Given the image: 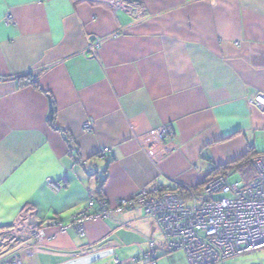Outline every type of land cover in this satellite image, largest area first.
<instances>
[{"label": "crops", "instance_id": "obj_1", "mask_svg": "<svg viewBox=\"0 0 264 264\" xmlns=\"http://www.w3.org/2000/svg\"><path fill=\"white\" fill-rule=\"evenodd\" d=\"M259 93L264 0H0V229L33 206L44 249L24 264L138 263L162 238L140 207L85 236L45 224L264 153Z\"/></svg>", "mask_w": 264, "mask_h": 264}, {"label": "built area", "instance_id": "obj_2", "mask_svg": "<svg viewBox=\"0 0 264 264\" xmlns=\"http://www.w3.org/2000/svg\"><path fill=\"white\" fill-rule=\"evenodd\" d=\"M7 22L14 23L11 15ZM99 42L92 43L95 51ZM264 111V93L250 100ZM93 122L85 124L91 131ZM168 128L159 131L161 139ZM104 155L110 150H104ZM256 176L249 182L230 183L231 174L210 179L188 198L177 190L157 186L144 188L131 198L114 205L91 195L87 207L69 223L57 219L45 225L58 226L62 232L76 231L85 236V223L110 218L140 207L147 218L155 222L162 234L161 243L148 241L144 264H157V252L164 254L184 251L188 264H224L234 258L264 250V153L253 158ZM64 181L51 183L54 189L64 187ZM45 228L28 206L9 228L0 229V259L3 264H24L22 254L33 255L44 249ZM117 263H122L116 259Z\"/></svg>", "mask_w": 264, "mask_h": 264}, {"label": "rangeland", "instance_id": "obj_3", "mask_svg": "<svg viewBox=\"0 0 264 264\" xmlns=\"http://www.w3.org/2000/svg\"><path fill=\"white\" fill-rule=\"evenodd\" d=\"M229 181L230 183H235V182H242L243 179L240 174H232L229 178ZM160 239L162 240L161 237ZM160 239L159 238L156 239V241H158V244L161 243ZM162 254L164 253H162L161 251L157 252V257H159L157 260V264H188L184 251L179 250V251L172 252L168 255H162ZM143 256L144 255L141 256V260ZM113 260L114 259L112 257V258L105 260V262L103 260V262L105 264H114ZM141 260L136 261L138 263H134V264H141ZM120 264H123V263H120ZM224 264H264V250H260L257 252L239 256Z\"/></svg>", "mask_w": 264, "mask_h": 264}, {"label": "trees", "instance_id": "obj_4", "mask_svg": "<svg viewBox=\"0 0 264 264\" xmlns=\"http://www.w3.org/2000/svg\"><path fill=\"white\" fill-rule=\"evenodd\" d=\"M37 84V83H34ZM260 153H255L254 151H249L245 157L238 160L237 162L227 164L225 166H219L211 173L212 176L209 177V179L205 182L207 183L210 179L215 178L217 176L223 175V174H233L234 172L241 175L244 182H249L251 179H253L256 176V170L253 165V158L257 156ZM203 184V186L205 185ZM203 186L196 188V189H190V188H184V187H178L174 190L179 191L182 193L186 198H188L190 191L194 192L199 189H201ZM98 198H101L99 195H95ZM103 199V198H102ZM170 253L164 254L168 255ZM159 257H157L158 260Z\"/></svg>", "mask_w": 264, "mask_h": 264}, {"label": "water", "instance_id": "obj_5", "mask_svg": "<svg viewBox=\"0 0 264 264\" xmlns=\"http://www.w3.org/2000/svg\"><path fill=\"white\" fill-rule=\"evenodd\" d=\"M53 113H54V110L53 108L50 109V113H49V118H52L53 117Z\"/></svg>", "mask_w": 264, "mask_h": 264}]
</instances>
